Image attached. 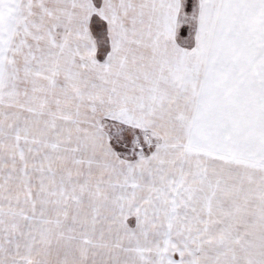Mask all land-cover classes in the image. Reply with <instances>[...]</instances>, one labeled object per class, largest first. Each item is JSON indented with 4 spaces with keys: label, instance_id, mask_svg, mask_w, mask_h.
Here are the masks:
<instances>
[{
    "label": "snow or ice",
    "instance_id": "1",
    "mask_svg": "<svg viewBox=\"0 0 264 264\" xmlns=\"http://www.w3.org/2000/svg\"><path fill=\"white\" fill-rule=\"evenodd\" d=\"M0 264H264V0H0Z\"/></svg>",
    "mask_w": 264,
    "mask_h": 264
}]
</instances>
